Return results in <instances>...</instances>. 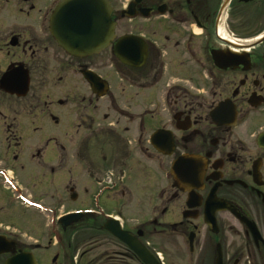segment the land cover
Listing matches in <instances>:
<instances>
[{"label": "flooded vegetation", "instance_id": "obj_1", "mask_svg": "<svg viewBox=\"0 0 264 264\" xmlns=\"http://www.w3.org/2000/svg\"><path fill=\"white\" fill-rule=\"evenodd\" d=\"M62 1L0 0V186L18 193L19 185H72L76 159L99 188L84 190L90 206L62 215L57 202L43 206L40 196H25L26 211L46 215L44 244L0 229L15 243L0 256L3 264L20 252L37 264L59 257L74 264L69 252L82 222L83 264H146L104 229L113 221L146 261L264 264V0H106L114 38L83 57L50 33ZM125 36L145 44L140 67L115 56ZM183 71L195 87L181 81ZM157 132L164 134L153 139ZM105 134L117 152L90 161L92 138L101 145ZM153 172L160 188L139 200L132 187L138 179L149 185ZM103 196L115 209L101 207ZM7 207L0 203V211ZM77 212L86 215L59 223ZM54 248L60 256L49 260L45 252Z\"/></svg>", "mask_w": 264, "mask_h": 264}, {"label": "rangeland", "instance_id": "obj_2", "mask_svg": "<svg viewBox=\"0 0 264 264\" xmlns=\"http://www.w3.org/2000/svg\"><path fill=\"white\" fill-rule=\"evenodd\" d=\"M123 4H125V0H123ZM119 6H121L119 4ZM141 32L143 34H145V29L138 31ZM164 49L166 50H172V43H166ZM107 63H115V61L110 62V58L107 57L106 58ZM182 62H186V59H183ZM192 68V67H191ZM182 70H186L191 72L190 69L185 68ZM106 77L109 79V75L110 74H106ZM191 75L187 74V72H181V81H184V84L187 87H195L193 85V83L190 81L189 77ZM110 80V79H109ZM112 87L114 84L113 79L110 80ZM113 90V88H112ZM111 90V92H112ZM114 122V121H113ZM109 134H105L103 135V137H105V141L101 143V145H98L95 141V137L92 138V140L94 141V143L92 144L90 142V150H88L90 152V161H101V157L104 156H108L109 157V152L115 153L118 150L117 144L113 141H109ZM80 142L81 138H75V145L76 142ZM77 147V146H76ZM75 147V149H76ZM89 160V159H88ZM78 160H74V179L72 181V185H68V186H61L58 185L56 187L51 188V187H45V186H37V187H31V186H27V185H19V192H12L11 191V187L10 186H0V203H3L5 201V204H7V209L4 208V210L0 211V225L1 228L0 229H8V232L11 235H17L20 240L23 243H30V244H34L36 241L40 242V245L43 246L44 243H42L40 240L41 238H43V232H44V225H46L47 222V218L46 215H42V214H37L36 211L32 210V211H26V209H24V204L26 203V199L24 198L27 195H32V196H40L41 199V204L44 206L45 204H49L52 200L53 202H57L58 203V212L57 215H62L63 213L69 211V210H78V209H83L86 206H90L88 201L86 203V201H84V190L88 189L89 193H90V189L92 190V192H94L96 189L99 188V186L97 185H93L91 184L90 181H87V179L82 176V166L77 164ZM65 170V169H64ZM63 170V171H64ZM94 171V170H93ZM98 172V177L100 178L101 176L104 177V170H101V172H99V170H97ZM136 174L138 177H142L141 173L139 170H136ZM141 183H143V181L141 179H138V183L137 185H134L132 187V193H135L137 195V198L139 200H144L145 198H152L157 190L160 188L159 184H160V179L159 176L156 174V172H153V176H152V180H150L149 185L147 186H143ZM10 187V188H8ZM74 188V193L77 195L76 199L70 200V192H68V190L70 188ZM106 194V193H104ZM142 196H144L143 198H141ZM104 197V196H103ZM101 197V203L104 202V205H101L102 208L106 209V210H111L114 207L108 203V200L104 197ZM24 200H23V199ZM48 202V203H47ZM115 209V208H114ZM39 216V218H38ZM31 218V220H30ZM83 223H80L79 226H77L74 229V239H73V247L72 250L69 252V255L73 258V263L74 264H83V258H81L80 254H82V249H83V243H85L86 238H85V234L83 233ZM90 236H94L92 239H89V241H111L110 239L106 238V237H100V236H96V235H90ZM41 237V238H40ZM87 237V236H86ZM33 254L35 256H39L44 258L45 255L42 251H33ZM59 254L60 256V250L58 248H54V249H50L48 251L45 252L46 257H48V259L50 260L51 257H53L55 254ZM47 260V261H49ZM61 257H59V261L56 264H60L61 263ZM4 261V257H0V264H3ZM41 264H50L49 262H45L42 260Z\"/></svg>", "mask_w": 264, "mask_h": 264}, {"label": "water", "instance_id": "obj_3", "mask_svg": "<svg viewBox=\"0 0 264 264\" xmlns=\"http://www.w3.org/2000/svg\"><path fill=\"white\" fill-rule=\"evenodd\" d=\"M110 6L106 0H64L57 7L50 20V33L58 44L76 57L90 56L104 50L113 40V24L110 21ZM145 44L142 40L132 36H125L118 40L115 47V56L123 64L130 67H140L145 58ZM138 51L141 52L138 55ZM139 58L137 63L135 60ZM104 83V82H103ZM105 84V83H104ZM163 132L154 134L153 139L162 136ZM165 135L167 133L165 132ZM167 140L170 138L166 136ZM163 154H170L155 146ZM75 197L72 196V199ZM86 213H77L64 216L59 220L65 227L75 224ZM114 227L107 225L104 229L115 238L123 241L146 264H157L151 258L146 261L144 251L136 240L122 232L118 223L113 221ZM15 243L0 236V256L8 254ZM4 264H37L29 253H19L8 259Z\"/></svg>", "mask_w": 264, "mask_h": 264}]
</instances>
